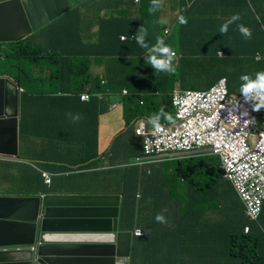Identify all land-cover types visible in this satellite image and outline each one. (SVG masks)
<instances>
[{"label": "trees", "instance_id": "trees-1", "mask_svg": "<svg viewBox=\"0 0 264 264\" xmlns=\"http://www.w3.org/2000/svg\"><path fill=\"white\" fill-rule=\"evenodd\" d=\"M94 1L69 0L74 7L78 4L79 6L42 31L46 35L43 43L31 44L30 41H35L37 38L35 35L18 42L0 43V65L4 61L9 63L8 70L0 69V75L11 76L25 88L22 98L25 107L35 102L32 109L38 110L40 106H47V109L52 111V97L60 99L65 96L80 101L79 95L84 91L83 88L86 84H91L93 80L89 71L90 58L92 57L96 64L101 62L107 64L105 56L112 53L111 49L116 45H120L123 51L116 54L113 67L110 69L114 68L116 71L122 69L126 76L124 79L128 78L126 80L128 82L118 86L122 78L111 75L109 67L106 68V74L101 78L107 82L102 83L101 78H98L93 82V86L87 89V92L91 94L88 105L99 102L97 92L104 93L100 103L105 104L108 98L106 89L114 93L120 92L122 86H126L127 94L122 97V101L125 112H132L134 119L140 116L149 118L153 114H158L160 109H163L166 114L161 116L160 122H171L174 116L170 95L167 96L168 99L164 98L158 103L151 96L153 93L149 89L142 93L141 88L135 86V80L143 70L153 71L154 76L148 82L153 80L161 82L159 79H162L174 83L179 80L184 88H197L198 86L192 83L188 85L187 82H183V78L192 80L196 84L206 82L204 87H208L207 84L213 83L220 76H225L227 84L231 85L238 73L244 74L248 71L245 65L242 66L243 62H234L235 58L241 54L244 43H251L255 47L254 51L255 49L258 51L259 57L253 56V60L248 62L250 67L257 69L261 66L259 70H264V9L255 7V2L258 0H178L180 10L189 3L191 7L182 13L188 19L187 25H181L179 22L176 25L178 32L182 33L177 50L182 56V62H185L184 64L179 60L174 62L179 66L175 74H155L152 67L144 62V49L140 48L133 39V33L141 25L148 29L147 39L153 33L148 40L149 43H155L156 37L160 36L162 28L158 21L159 13L149 10L151 0H140L137 5L138 20L132 21L126 12L118 15L113 13L109 18L111 22L98 25L95 32H87L82 23L81 14L87 5H92ZM108 1L111 0H106ZM113 1L117 3L109 4L112 10L119 7L121 9L132 7V0ZM103 5L106 6V4ZM196 8L201 11H196ZM237 13L240 19L229 26L226 34L221 35L220 25ZM257 16L260 17L259 20ZM124 21L127 23V29L123 30ZM238 24H244L252 30L251 39H245L240 34ZM114 26L117 27L115 31L112 29ZM119 32H124L125 40H118ZM196 33L201 34L205 39L201 52L211 54L209 62L197 61V64H203L206 69L200 68L202 66L191 68L193 66L191 56L199 53L189 44L191 38L196 37ZM93 38L95 42H92ZM97 38L106 41H100ZM29 45H33L35 50H32ZM41 48L48 53L41 60L42 64L37 62L41 55L32 54V51H38ZM217 50H221V56L216 54ZM127 54L132 55V61L123 59ZM188 74L194 76L190 77ZM212 78L215 79L212 81ZM140 93L143 95L137 99L136 96ZM139 99H142V104H139ZM168 116L171 120L167 118ZM26 128V122L23 120L22 152L30 153L25 150ZM83 130L87 133V145L90 148L95 147L96 141L93 137L97 135L96 129L87 126L83 127ZM91 134L93 136L90 138ZM70 141L77 142L78 139L73 138ZM138 143L141 145L140 142ZM82 152L85 153V160L91 158L90 154L95 155V151L88 154L85 150ZM26 156L31 160L36 159L29 154ZM184 162L187 165L192 164V169L199 170L198 174L192 173L193 176L185 170L183 175L195 178L190 185L199 186L202 193L201 197H196L194 201L181 203L176 199L178 206L175 207L177 208L160 203L158 199L164 198V192L155 194L145 191L137 197L134 191L138 184L134 180L137 174L132 171V181H134L132 193L125 188L123 191L121 225L124 229L139 228L141 235L134 236L132 240L130 264H264V233L260 232L257 226L252 225L250 233L245 235L243 231L245 224L235 223L229 211L233 196L238 195L231 182V187H227L224 183L226 179L223 176L224 170L220 157L210 154ZM184 162L179 161L180 164ZM177 169L181 170L184 167ZM188 189L191 190V188ZM179 209L181 212L178 213ZM157 213H163L167 219L166 224L156 221ZM179 256H185V260L178 261Z\"/></svg>", "mask_w": 264, "mask_h": 264}, {"label": "crops", "instance_id": "crops-1", "mask_svg": "<svg viewBox=\"0 0 264 264\" xmlns=\"http://www.w3.org/2000/svg\"><path fill=\"white\" fill-rule=\"evenodd\" d=\"M120 1V0H119ZM130 1V0H128ZM261 0L256 1L255 7H261L264 9V4L258 3ZM160 11V20L166 21L165 23H160L169 27V31L166 35L160 34L159 37L165 40V43L170 44V46L178 53L177 47L180 46L179 38L182 36V33L178 32L176 25L178 22H172L177 13L180 11L178 0H163ZM92 5H87L86 8L82 11V23L85 25L84 27L87 29L86 31L95 32L97 30L98 25H106L109 22V18L112 16L110 14L115 13L117 10L120 13H127L128 17L132 19V21L138 20L139 14L137 11V5L134 0H132V7L129 8H116L114 10L109 7V4H115L113 0L106 2V0H95ZM103 4H106L104 6ZM196 11H201V9L196 8ZM158 20V21H160ZM210 21V20H203ZM152 25V24H151ZM150 25V26H151ZM114 31L117 29L116 26L112 28ZM122 29H127V23L124 21L122 23ZM150 31V28H149ZM162 32V31H160ZM120 35H124V32H119L118 40H120ZM153 33L150 35V37ZM94 37V36H93ZM149 37V38H150ZM148 38V40H149ZM92 42H95V38H93ZM100 41H106L101 38H97ZM204 38L201 34L196 33L195 38H191L190 46L199 53H205L206 55H194L192 58L193 66H202L200 68H205L203 64H197V61L200 62H209L211 59V54L207 52H201V46L204 44ZM169 41V42H168ZM254 45L251 43H244L241 48V54L239 57H236L234 62H243L247 68V73L252 74L256 71H260L258 67L257 69H252L249 65V61L253 60V55L258 52L254 51ZM264 49V48H263ZM112 53H108L105 58L107 59V64L103 62L95 63L93 58L91 57L90 63V74L93 78L91 84H86L83 88V92H87V89H90L93 86V82L98 78L103 77L106 74V68L111 73V75L116 76L118 78H122L119 80L120 85L125 84L127 79L125 73L122 69L114 70L113 63L115 60V56L117 53L123 51L120 45L113 46L111 49ZM221 52V50H217L216 54ZM197 53V54H199ZM177 60L182 62V56H176ZM123 59H128L132 61V55L127 54ZM181 68V64H180ZM206 69V68H205ZM231 69V68H230ZM190 77L194 75L188 74ZM237 78L233 79L231 85L228 86L229 92L232 94H240V84L241 81L239 79L241 73L237 74ZM154 74L152 70H143L137 76L135 80V86L141 88L140 92L149 89L151 91V96L156 99V102H160L161 100L168 99V95L176 88L177 86L182 87L179 80H176L174 83L166 82L162 79L159 81L153 80L152 82H148L153 78ZM136 77V76H135ZM155 79V78H154ZM188 79V78H187ZM215 78H212V81ZM102 83H106L105 79H100ZM210 81V82H212ZM183 82H187V84H193L194 86H198V89H206L204 87L206 82L196 84L192 80H184ZM209 82V83H210ZM215 82V80L213 81ZM212 83L207 84L210 86ZM187 85V86H188ZM192 88V87H188ZM126 89V86H122L120 92L112 93L110 90L105 91L108 95V98L105 100V104H101V100L104 98L103 96H99V102L91 103L88 105V101H75L70 97H61L53 98L52 97V111L47 109V106H40L38 110L32 109L33 104L28 106L22 105L21 110V121L24 120L27 122L28 126L31 125V128L34 130L35 135L26 138L25 150L29 151L32 155L39 153L42 156H48L49 159L59 161L62 158V153L60 152H52V138L59 137V139L71 140L73 138L78 139L75 144L76 149L84 150L85 148L91 151L96 150V147L90 148V146L85 145V137L83 136L82 127H94L97 131V157L93 158L90 164L83 168L81 171L75 173V175H79L73 184L69 183V177L74 175H68L67 172L69 169H60L58 164H52L49 166L50 172H52V186L57 189H67L69 186H73L77 189L73 193H93V194H122L127 189L132 193V171L137 174V178L134 180L138 183L134 191L138 192H147V193H159V191H164V187H169L167 191H164V198L158 199L160 203L170 204L173 206L176 205V199L184 203L185 201H194L196 197H201L200 187L195 185V187L190 185L195 181L193 178V174H198V169H192V165H181L174 164V162H160V163H148L142 164L139 167H132V164H127L131 162L130 160L133 157H136L141 154V138L137 137L134 132L132 126L136 123V118H133L132 112H125V106L122 101V90ZM127 90V89H126ZM148 91V92H150ZM82 92V93H83ZM142 92V93H145ZM100 93V92H97ZM142 93L137 94L136 98L143 95ZM145 97L147 95H144ZM59 99V100H58ZM50 102V103H51ZM139 104H142V99H139ZM115 104L114 107L112 105ZM79 114L81 119L79 121H74L72 116ZM141 117V116H140ZM135 120V121H134ZM134 122V123H133ZM20 140L21 134H20ZM62 142V141H61ZM22 143V141H21ZM73 144V143H69ZM28 153V152H27ZM55 162V161H54ZM180 165V166H179ZM184 169L178 170L177 168ZM188 172V175L185 178L181 179L183 172ZM30 171L25 170L18 161L15 160H2L0 161V193L2 194H17L20 190L30 187L31 183L29 179H27V174ZM191 172V173H190ZM199 177V176H198ZM31 178V177H30ZM192 180V181H191ZM199 181V180H198ZM39 182L41 180L39 179ZM189 182V183H188ZM191 182V183H190ZM226 186L231 187L230 182L225 180ZM188 188H191L188 189ZM66 192V191H60ZM22 194V193H21ZM122 201V196L120 197ZM156 201L154 200V203ZM232 206H229V211L233 215L235 219V223L237 224H245L247 218L244 214V207L238 196H233ZM159 203V204H160ZM183 209V208H182ZM180 211V210H179ZM260 232L264 233V206L261 217L258 221ZM185 256H179L178 261H184Z\"/></svg>", "mask_w": 264, "mask_h": 264}, {"label": "water", "instance_id": "water-1", "mask_svg": "<svg viewBox=\"0 0 264 264\" xmlns=\"http://www.w3.org/2000/svg\"><path fill=\"white\" fill-rule=\"evenodd\" d=\"M69 10L68 0H0V42L22 40ZM19 112L18 85L0 77L1 154L18 152ZM118 204L110 194L0 196V264H129L132 237L117 229ZM83 210L93 218L64 214Z\"/></svg>", "mask_w": 264, "mask_h": 264}, {"label": "clouds", "instance_id": "clouds-1", "mask_svg": "<svg viewBox=\"0 0 264 264\" xmlns=\"http://www.w3.org/2000/svg\"><path fill=\"white\" fill-rule=\"evenodd\" d=\"M69 1V0H68ZM136 3L139 4L140 0H134ZM163 0H151V8L149 9L151 12H155L157 11L159 13V17L158 20H160V11H161V5ZM262 4H264V0H261ZM260 1L258 3H261ZM257 3L255 2V5ZM70 10L68 12H66L65 14H63L60 17L65 16L66 14H68L70 11H72L75 7L79 6V4L77 6H73L72 4H70ZM180 7V4H178ZM191 7V4H187L185 5L183 8H181V10L179 11L181 14H179V12L176 15V18L172 21V22H179V24L181 25H187L188 23V19L185 15H183L182 13L187 11V8ZM111 15V14H110ZM60 17H58L57 19H59ZM55 19V20H57ZM240 19L239 14H233L230 18H228L227 20H225L219 27V33L221 35H224L228 32L229 26L233 23H235L236 21H238ZM260 17L257 16V20H259ZM54 20V21H55ZM52 21V22H54ZM51 22V23H52ZM160 23H165L166 21H159ZM51 23H49L48 25L44 26L43 28H41L40 30L33 32L32 34L28 35L26 38L22 39L25 40L31 36H37L36 41H38V37H40L41 35H44L42 32L47 26H49ZM161 31L160 34L162 35H166L169 31V27H167L166 25H164L163 28V24L161 25ZM238 31L240 32V34L245 38V39H251L252 37V30L245 26L244 24H238L237 25ZM45 31V30H44ZM42 32V33H41ZM41 33V34H40ZM148 29L146 27H144L143 25H141L135 33H133V39L136 41V43L140 46V48L144 49V62L147 65H150L152 67V69L154 70V73H166V74H175L177 72L178 69V64H175L174 62L177 61V59L175 58L176 56H180V53H176V51L167 43H165V40L161 37H156L155 43H149L148 42ZM45 39V37H44ZM44 39L42 40V43L44 41ZM126 36L124 35H120V40H125ZM19 40V41H22ZM18 42V41H16ZM0 43H11V42H0ZM218 54L221 56L222 52H218ZM194 55H200L197 53H194L191 57H193ZM255 58H258V52H256L253 55ZM0 77H7L9 78L11 81H13L15 84L18 85V92H19V96H20V112H19V120H18V147H17V154H1L0 153V161L2 160H15L18 161L21 166L27 170L30 171L27 174V179H29V182L31 183L30 187L24 188L22 190L19 191V193L17 194H2L0 193V196H20V195H26V196H37L39 197L41 200L43 198H45V196H65V195H79V194H86V193H73L74 191H77V189L75 187H73L72 185L69 186L67 189H57L54 188L52 186V172H50L49 170V166H51L52 164H58L60 169H69L67 172L68 175H72L69 177V183L73 184L76 180V178L79 175H75V173L81 171L83 168L87 167L90 162L92 161L93 158L97 157V135L93 138H95V147L96 150L95 151V155H91V158L85 160V153L82 152V150H78L75 147L76 142H71L70 140H64V139H59V137L52 138V152H60L62 153V158L60 157L61 160L56 161V160H52L49 159L48 156H42V155H38V154H34L33 155L31 153H23L22 152V144H21V140H20V134H21V126H22V121L20 124V119H21V110H22V105H23V93L25 92V88L23 86H21L15 79H13L11 76L9 75H0ZM224 80V84H225V90L227 92V97L229 98H234L237 96H242L243 98V102L246 105H250L252 111L255 112L254 116L256 119V127L254 129V131L256 133H259L261 131H264V70H260V71H256L252 74L249 73H244L241 74L239 79L241 81L240 84V89L239 92L240 94H232L229 92L228 89V84H227V79L225 76H220L218 79H216L215 82H213L210 86H208L206 89H198V88H180V87H176L174 88V90L170 93V102L172 104L173 107V112H174V116L171 122H160L161 116L166 115L164 113L163 109H160L158 114H153L151 117L147 118L145 116H141L136 118V123L134 126H132L133 128V132L134 134L141 138V145H142V150H141V154L133 157V159H131L129 163L127 164H132V167H139L142 166V164H148V163H160V162H174V164H178L179 161H186L189 159H193L199 156H205V155H210V154H214V155H218V157H220L221 160V166L224 170L223 176L226 180H228L229 182H231V184L233 185V187L235 188V191L238 195V198L240 199V201L243 204L244 207V214L245 217L247 218L245 226H244V234L247 235L250 233L251 231V227L252 225H255L259 228V224L258 221L261 217L262 211H263V206H264V198L261 201L260 204V209H255V212H258L257 215H253L250 213V207L248 206V203L243 199V197L241 196L238 188L236 187L235 183L233 180L229 179L226 175H225V169L223 167V163H222V159L221 156H219V154L217 153H212L209 151H202L199 152L198 150H193L191 152L188 153H184L175 149H169L167 151H165V153L162 156L159 157H148L145 155L144 151H143V134L141 133L142 131H146V129L151 128L152 126L159 130L161 125H173L175 124V122L177 121L176 118V109L173 105V96L176 92H182L185 90H199V91H207L208 89H210V87L214 86L215 84H217L220 80ZM108 90V89H106ZM97 95L103 96V92L100 93H96ZM127 94V90L123 89L122 90V95ZM90 92H83L80 93L79 95V100L81 101H88L90 100ZM99 98V96L97 97ZM115 104L112 105V107H114ZM234 107L236 108V110L238 109H242L243 105H241L238 101L236 102V105H234ZM243 115L248 116V111L246 108H243ZM169 120H171V117L168 116L167 117ZM72 119L74 121H79L81 119V116L79 114L72 116ZM134 120V121H135ZM26 122V121H25ZM134 123V122H133ZM161 124V125H160ZM26 138H30L32 136L35 135L34 130L31 128V125L28 126L27 122H26ZM137 129L142 130V131H137ZM83 136L85 137V145H87L88 143L86 142V136L87 133L83 130L82 127V132ZM93 136V134L90 135V138ZM89 138V139H90ZM62 141V142H61ZM69 143H73L72 145ZM87 154L88 152L90 153H94V151L91 150H87L86 148L84 149ZM83 150V151H84ZM27 154L32 155L33 157H35L36 159L31 160L29 159L28 156H26ZM55 161V162H54ZM180 164V163H179ZM181 165L187 166L186 162L181 163ZM192 165V164H191ZM186 170V169H185ZM31 177V178H30ZM186 176H181V179L185 178ZM39 179L41 180V182H39ZM60 191H66V192H60ZM159 192H164V191H159ZM22 193V194H21ZM136 196L139 197L140 192L136 191ZM165 193V192H164ZM88 194H92V195H104V194H93V193H88ZM108 194V193H105ZM110 195H118V201H119V209L117 212V229L119 231H130L131 232V237L132 240L134 238V236H138L141 235V231L139 228H134L132 229H124L122 228L121 225V218H122V201L120 200V197L122 196V200H123V193L122 194H112L110 193ZM170 207H173L172 205H170ZM175 207V206H174ZM177 208V207H175ZM180 208V207H178ZM180 210V209H179ZM178 210V213L181 212ZM166 211V210H165ZM92 214H99V213H93ZM59 214H63V212H59ZM68 216H76V217H82V218H93V217H87L90 216L88 214H90V211H77V213H64ZM108 214V215H106ZM113 213L110 212H106L104 213V217L107 216H112ZM65 215H60V217H63ZM155 219L158 223H162V224H166L167 223V219L166 217L163 215V213H157L155 216ZM101 232H105V231H101ZM31 248H34V246H31ZM131 253H132V241H131V247H130V255H129V264H130V258H131Z\"/></svg>", "mask_w": 264, "mask_h": 264}, {"label": "built area", "instance_id": "built-area-1", "mask_svg": "<svg viewBox=\"0 0 264 264\" xmlns=\"http://www.w3.org/2000/svg\"><path fill=\"white\" fill-rule=\"evenodd\" d=\"M243 108L236 110V102ZM177 121L142 131L143 151L148 157L175 149L184 153L209 151L221 156L225 175L234 181L250 213L260 209L264 198V131L256 133L255 112L242 96L227 97L224 80L207 91L185 90L173 96Z\"/></svg>", "mask_w": 264, "mask_h": 264}, {"label": "rangeland", "instance_id": "rangeland-1", "mask_svg": "<svg viewBox=\"0 0 264 264\" xmlns=\"http://www.w3.org/2000/svg\"><path fill=\"white\" fill-rule=\"evenodd\" d=\"M92 4H95V3H92ZM120 12H118L117 10L115 11V15H118ZM44 37H46V35H41L40 37H38V41H30V43L32 44V43H41L42 42V40L44 39ZM43 45V44H42ZM29 46H31L32 47V50H35V47L33 46V45H29ZM38 47H40V46H38ZM43 47V46H42ZM3 48H5V47H3ZM29 51H31V50H29ZM40 54L41 55V57L38 59V63H40L41 62V60L43 59V58H45L46 56H47V52H45V50H43L42 48H41V50H38V51H32V54L34 55V54ZM40 64H42V63H40ZM7 65H9V63L7 62V61H4L3 63H2V65H0V69H2V70H8V68H7ZM35 65V64H34ZM40 66H42V65H40ZM30 67V66H29ZM31 69H33L34 70V68H32V67H30ZM169 189V187H164V191H167Z\"/></svg>", "mask_w": 264, "mask_h": 264}]
</instances>
